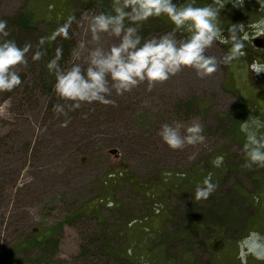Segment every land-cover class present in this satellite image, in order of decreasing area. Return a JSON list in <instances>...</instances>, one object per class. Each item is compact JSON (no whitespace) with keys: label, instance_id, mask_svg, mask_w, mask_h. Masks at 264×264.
<instances>
[{"label":"rangeland","instance_id":"374dc122","mask_svg":"<svg viewBox=\"0 0 264 264\" xmlns=\"http://www.w3.org/2000/svg\"><path fill=\"white\" fill-rule=\"evenodd\" d=\"M206 1L195 0L194 6ZM263 1L244 0L243 7L233 8L231 0H223L217 24L225 38L226 29L238 24L231 9L251 10ZM91 2L96 8L89 9ZM118 2L0 0V16L23 12L48 36L74 15L77 42L92 47L86 25L77 23L81 13L111 11ZM172 27L167 17H153L140 33L151 38ZM115 42L101 34V46ZM229 47L214 41L205 54L220 60ZM78 62L85 63L83 55ZM248 72L241 57L218 64L203 79L185 68L150 91L143 82L121 96L113 92L110 98L120 101L113 106L122 109L117 115L108 105L85 104L87 120L76 115L67 127L42 123L39 97L31 104L22 94L0 92V139L7 136L0 146V254L17 246L19 264H78L80 246L94 238L139 264H240L237 241L249 230L264 234V165L243 167L245 136L239 128L249 115L264 121V88ZM149 108L165 111L160 122L198 121L205 142L166 151L156 129L141 119ZM218 155L224 162L215 167L211 161ZM209 174L217 187L197 201L194 189ZM75 210L80 213L73 219ZM47 231L57 243L32 246L29 239ZM100 259L95 264L106 263ZM109 264L120 262L113 258ZM248 264L264 261L249 256Z\"/></svg>","mask_w":264,"mask_h":264},{"label":"clouds","instance_id":"9594fccd","mask_svg":"<svg viewBox=\"0 0 264 264\" xmlns=\"http://www.w3.org/2000/svg\"><path fill=\"white\" fill-rule=\"evenodd\" d=\"M195 0H119L111 11H101L89 15L81 13L78 25H86L91 35L88 47L80 40L71 49V61L62 66L63 48L56 47L54 56L45 67L54 76L53 90L66 103H55L52 111L57 118L63 116L59 126L67 127L70 123L69 112L81 107L82 103L98 102L103 105L115 104L111 99L113 92L121 96L131 92L143 82L148 90L156 83L167 81L185 68L195 71L203 79L217 71L218 64L230 65L234 60L244 56L245 41L249 39L243 24H232L228 27V38H225L217 24L221 9L225 8L223 0L198 7ZM233 8L243 7L244 0H231ZM264 7V2L261 3ZM167 17L173 27L170 31L158 36L145 38L140 33L141 25L153 17ZM77 18L69 16L63 24L58 25L50 36L39 37L35 50L31 42L18 45L10 37L7 20L0 19V92L12 91L21 85L22 79L18 66H26L31 54L33 62L45 55L44 45L57 37L69 39V30ZM254 36L264 35V18L248 25ZM187 34L177 38L178 31ZM242 33V35H237ZM101 34L116 38V42L105 48L99 44ZM214 41L229 44L227 53L218 60L206 55L205 51ZM82 55L84 64L79 63ZM255 74L264 72V63L253 61L249 71ZM245 136L242 153L245 158L243 167L264 165V121L256 115H249L239 125ZM157 135L169 148L183 149L188 145L203 144L206 140L203 128L198 121L187 126L180 122L160 125ZM223 156H216L211 163L220 167ZM217 184L209 174L194 189V199H207L216 189ZM240 264H248L251 256L257 261H264V234L249 230L237 241Z\"/></svg>","mask_w":264,"mask_h":264},{"label":"trees","instance_id":"16d2710c","mask_svg":"<svg viewBox=\"0 0 264 264\" xmlns=\"http://www.w3.org/2000/svg\"><path fill=\"white\" fill-rule=\"evenodd\" d=\"M90 4L91 7L89 9L96 8L97 6V4H95L94 2H91ZM102 11H106V8L104 7ZM0 19L7 20L8 22L7 30L10 31L9 38L14 39L17 42V44L20 46H22L25 42H31L33 44V50H35V46L37 44L39 37L47 36L44 35V33L40 32V30L34 25L35 22L33 21V19L27 17V15L23 12L17 11L16 13H13L6 17L0 16ZM64 22L65 21L61 22L60 24H63ZM75 25H76V21L73 22L72 27L69 30V36H70L69 39H63L61 37H57L55 40H50L46 42V44L44 45L45 55L41 58V60L33 62L31 60V54H29L28 64L26 66H18L17 68L22 79L21 85L17 86L10 92L9 91L2 92L5 93L7 97H10L15 93H18L20 95L22 94L24 97H27L25 101L28 100L29 103L31 104L37 103L39 97L42 100V113H43L42 123H44L45 125L59 126L63 116L57 118L52 111V105L55 103H62V102L63 104L65 103L55 94L53 90V85L55 83L54 76L49 74L45 65L48 62V60L54 56L55 48L62 47L63 57L62 60L60 61V64L62 66H68V63L71 61V55H70L71 49L76 45L78 40L75 34L76 33ZM186 34H187L186 32L180 30L177 33V38L179 39ZM50 35L51 33L48 34V36ZM128 102L132 107L136 105V102L134 101H128ZM117 103H120V101L115 102V105ZM85 104L87 103H82L79 109L73 112H69L68 116L70 117V119H74L75 116L78 115L83 121H86L87 119L85 120L84 118ZM111 105L112 107H109L110 104L108 105L107 110L108 109L111 110L112 113H114V115L119 114L117 113L119 111L121 112L122 110L121 108H118L116 110L115 109L116 107H114L113 104ZM102 108L105 109V107H101L99 109ZM126 108L128 107H125L124 109ZM189 108H191V106ZM143 112L144 113L141 114V119H143V124H148L149 126L150 125L153 126V128L156 129L157 132L159 131L160 125L166 123V120L160 122V119H162L161 117L165 115V111H161V110L154 111L153 109L149 108V109H144ZM166 112L168 111L166 110ZM6 140H7V136L1 135L0 146ZM167 148L168 146H166L165 150L169 151V149ZM120 175H122V173H120ZM79 213L80 211L75 210L69 216L75 219ZM51 230L54 231V229H50V231ZM48 233L49 231H47L42 236L36 239L30 238L29 242L32 244V246L44 245L45 247H49V245L52 242H55L56 244L57 240L53 238L54 235H48ZM47 235L48 237H46ZM44 246L42 247L44 248ZM12 249L14 251L12 250L10 252L0 254V263L12 262L13 260L15 262L14 264H19L18 263L19 259H17V246H14ZM120 254L121 253L119 252V249L112 250L110 247H108V242L106 243L105 239H103L101 244H99L98 239L96 241L94 238H92L90 241V245H88L87 247L83 245L80 246V252L75 256V259L79 261L78 264H95V262H99L101 260L100 259L101 256L104 262H106L105 264H109V261L112 260L113 258L116 259L118 262H120V264H139V261L138 262L136 261L137 259H133L129 255L122 256ZM100 264H102V262ZM143 264H148V262Z\"/></svg>","mask_w":264,"mask_h":264},{"label":"flooded vegetation","instance_id":"af4514ba","mask_svg":"<svg viewBox=\"0 0 264 264\" xmlns=\"http://www.w3.org/2000/svg\"><path fill=\"white\" fill-rule=\"evenodd\" d=\"M211 2L210 0H207L205 3ZM264 2V1H263ZM249 4H247L245 7H248ZM251 10H237V9H231L230 12L235 18V21L238 22V24H243L245 26V31L249 34V39L245 41V49H244V56L241 57V61H244L245 66L247 70L249 71V64H251L253 61H257L258 63H264V35L260 36H254L253 35V29L248 27V25L255 23L257 20L264 18V7L254 6L251 5ZM227 30V29H226ZM237 35H242V33H237ZM249 75L251 73L254 74L251 70L248 72ZM258 75L256 78L257 81L254 80V83L257 85L258 81L262 82L258 85L263 86L264 88V72Z\"/></svg>","mask_w":264,"mask_h":264}]
</instances>
